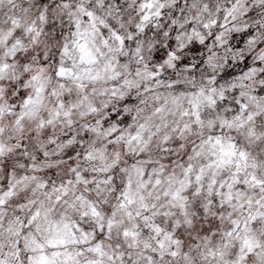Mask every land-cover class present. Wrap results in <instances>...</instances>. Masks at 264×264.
<instances>
[{
  "label": "snow or ice",
  "instance_id": "snow-or-ice-1",
  "mask_svg": "<svg viewBox=\"0 0 264 264\" xmlns=\"http://www.w3.org/2000/svg\"><path fill=\"white\" fill-rule=\"evenodd\" d=\"M0 264H264V0H0Z\"/></svg>",
  "mask_w": 264,
  "mask_h": 264
}]
</instances>
